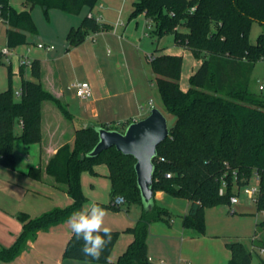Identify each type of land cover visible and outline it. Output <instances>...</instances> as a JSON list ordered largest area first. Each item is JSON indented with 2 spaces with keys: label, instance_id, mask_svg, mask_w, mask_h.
Listing matches in <instances>:
<instances>
[{
  "label": "trees",
  "instance_id": "obj_1",
  "mask_svg": "<svg viewBox=\"0 0 264 264\" xmlns=\"http://www.w3.org/2000/svg\"><path fill=\"white\" fill-rule=\"evenodd\" d=\"M99 2L27 0L26 4L30 9L41 6L47 14L54 8L78 15L84 9L92 13ZM141 15L153 23V36L160 39L173 33L175 45L191 49L201 62L190 77L189 89L183 91L180 87L182 56L164 53L159 48L151 55L156 86L166 114L175 119L153 161L154 193L166 192L187 199L189 210L183 218V226L204 233L206 209L230 205L231 197L238 195L241 188L258 175L260 190L255 205L258 212H264V100L250 91L253 68L257 61L264 60V30L256 44L249 39L253 23L264 28V0H137L130 19ZM0 21L7 25L9 49L31 44L30 36L37 34L31 10L26 7L17 10L10 0H0ZM182 27L187 31H181ZM109 29L110 25L88 15L79 27L71 28L67 40L70 46H78L91 34ZM3 57L0 49V60ZM30 70L32 78L26 79L24 66L20 67L22 82L16 92L10 67L9 86L0 92V165L6 168L15 167V140L21 139L28 145L42 141L44 101L54 102L65 116H70L67 109L44 90L40 61L33 60ZM18 125L22 127L20 134L15 132ZM101 127L111 129L107 125ZM98 142L96 126L76 128L74 145H64L57 151L47 164L46 172L56 186L68 194L72 204L36 218L24 213L17 215L23 223V231L12 246L0 249V261H14L40 232L66 223L73 212L79 211L86 202L82 174L98 175L95 168L105 164L109 171L111 204L100 205L118 211L121 206L115 207L112 202L122 197L123 205L142 207L136 225L126 230L132 241L115 264H153L148 255L150 225L170 216L155 204L152 210L144 209L134 157L124 155L115 147L98 156H89ZM29 175L40 179L41 170L31 169ZM223 180L227 182L225 194L220 193ZM257 226L264 228V222ZM118 239L119 232L112 231L111 242L100 259L91 260L81 252L83 241L76 240L72 234L64 258L108 263ZM228 248L232 253L229 264H251L252 252L243 243H231Z\"/></svg>",
  "mask_w": 264,
  "mask_h": 264
},
{
  "label": "crops",
  "instance_id": "obj_2",
  "mask_svg": "<svg viewBox=\"0 0 264 264\" xmlns=\"http://www.w3.org/2000/svg\"><path fill=\"white\" fill-rule=\"evenodd\" d=\"M103 1L100 8L104 9L98 10L96 13L94 12L96 7L92 13L87 9L82 10V13L88 11L87 16L93 15L100 22L111 26L109 30L90 35L97 36V39L93 38L92 41H88L89 36L82 44L72 47L67 39L59 37L56 41L58 43L57 50L54 45L48 44V42H51L50 39L42 38L44 39L43 41L47 42H39L38 44L51 45L55 49L40 51L44 49H39L37 47L38 44L33 50L28 48L31 57L41 63V82L44 90L57 99L67 109L70 116H65L54 102L44 101L42 104V141L28 145L21 139L15 140V167L12 169L0 165V249L12 246L22 233L23 223L17 218V215L24 213L31 218H36L55 208H66L72 204V199L68 194L56 186L54 179L47 174L46 166L62 146L74 145L77 127L107 125L112 128V125H118L120 126L119 128L123 129L128 123L138 122L151 113L149 107L153 106L148 103L152 101V93L146 82H136L129 70L127 71L126 79L122 75L120 77L114 75L111 76V80H108L105 78L104 71L98 62V52L101 44L109 43L113 37L117 36L120 28L123 29V40L132 39L133 41L136 36L140 39L138 30L139 19L145 16L141 15L132 20L129 17L128 22L125 24L122 9L118 13L117 20H115V28L113 22L112 24L108 23L113 20H110L107 11L113 8V0ZM114 8L117 12L116 6ZM133 21H136V26L131 25ZM72 28L77 27L73 24ZM61 41L62 44L60 43ZM66 44L69 46L67 45L68 47L64 51ZM120 48L122 49L120 54L123 55V46ZM77 62L83 68L85 76L83 80L70 81L68 79L69 71L71 73V70L74 67L76 68ZM25 78H32L31 70L30 73L25 71ZM83 81L88 82L92 89V95L87 100H81L77 97L74 86L76 83ZM21 82L22 79L19 87L16 88V92L20 90ZM77 100L78 103H76ZM21 129V125H18L15 129L16 134H20ZM31 169L41 170L40 179L32 178L29 175ZM96 172L98 173L97 176H99L100 173L97 170ZM108 174L109 171L107 169V174L105 175L107 178ZM83 176L82 174L81 181H83ZM161 194L162 192H158L156 197L161 196ZM100 204L108 205L105 203ZM188 210L189 203L187 213ZM210 210L212 208L206 209L205 215ZM167 222L173 223V227L181 233L184 241L191 243L189 255L185 256V258L191 259V262L184 260L183 249L177 252L176 244L178 240L176 237L165 234L156 235L150 240L149 238L147 239L148 255L152 263L199 264L198 260H194V240L198 238L197 236L207 235L208 224L206 225V233L201 234L196 229L185 228L178 224L176 220H171V218ZM172 225L170 230L173 228ZM71 236L72 233L67 222L51 227L47 231L40 232L17 259L10 263L0 261V264H89L87 261L64 258V251ZM217 237L221 238V236ZM221 239L222 241L219 239V247L225 250L231 243H227L224 237ZM131 241L132 236L129 234V240L124 248L120 249H117V242L108 263L105 264H115ZM226 250L229 252L230 249ZM226 258V261L225 259L219 262L214 261V264H229L230 253L226 255ZM91 264L104 263L91 262Z\"/></svg>",
  "mask_w": 264,
  "mask_h": 264
},
{
  "label": "rangeland",
  "instance_id": "obj_3",
  "mask_svg": "<svg viewBox=\"0 0 264 264\" xmlns=\"http://www.w3.org/2000/svg\"><path fill=\"white\" fill-rule=\"evenodd\" d=\"M26 1L27 0H10L11 5L17 10H23L25 7L31 10L33 21L37 28V34L35 36H30L31 44L19 46L14 50L11 49L13 52L12 55L8 57L4 56L0 60V92L6 90L9 86L10 67L13 74V88L16 91V88L19 87L21 80L19 75V69L21 67L20 56L28 55L30 60H34L30 53L27 52L28 48L33 50L36 48V44L39 42H47L43 41L44 39H42L46 38L51 40V42H48V44L54 45L58 50V43H56L57 39L60 37L66 40L73 24L78 27L88 13V11H84L78 15H71L53 8L50 9L47 14L45 9L41 6H36L33 9H30V7L26 4ZM102 1L103 0H101L96 6L94 10L95 13L98 10L104 9L100 8ZM136 1L137 0H113L112 5L113 8L116 6L117 12L114 10L115 8L107 10L110 20H113L108 23L112 24L113 22V26H115V20L118 18V13L123 9V18L126 24L129 20L130 14L134 9V3ZM133 22L131 25L136 26V21ZM153 26V23L145 17L140 18L138 26L140 39L138 36H136L133 41L132 39H128V41L123 40V29L120 28L117 36L113 37L109 43L105 45L101 44L100 50L98 52V62L104 71L105 78L108 80H111V76L114 75L119 77L122 75L126 79L127 71L129 70L131 76L136 82H146L149 86L150 92L152 93V101H149L148 103L150 106H153L149 107L150 110H160L166 116L168 127L170 129L174 125L175 119L166 114L163 99L156 86V75L152 69L150 56L157 48L167 54L182 56L183 67L180 78V87L183 91H187L189 89L190 77L199 68L201 62L191 49H186L175 45V36L173 33H167L160 39L153 36ZM180 30L187 31L184 27H182ZM263 30V26H261L259 23L255 22L252 24L249 33V39L252 44H256L257 38L263 32ZM6 32L7 25L0 21L1 50L7 47ZM93 38L97 39V36H90L87 40L92 41ZM60 43L62 44V41ZM67 45L68 44H66L64 47V51L69 46ZM122 46L124 52L123 55L120 54V52H122L120 47ZM40 51L46 50L44 49ZM76 64V68L74 67L71 70V73L69 71L68 79L70 81H80L83 80L85 76L83 68L81 65H79V62ZM24 69L27 73H30L29 66H25ZM260 86L263 87V90H260ZM250 91L258 98L264 100V60L257 61L253 68L251 73ZM78 100L76 103H78ZM119 127L120 126L118 125H112L111 129L122 131V128ZM95 169L100 173L99 176L93 175L90 172L83 173L84 178L82 181V186L86 195V202L80 210L87 208L91 203L99 202L97 203L99 205L100 203H105L108 205L111 204L110 181L105 176L107 174L108 168L105 164H100ZM251 184H254L253 180ZM188 203L189 201L187 199L175 197L172 194L166 192H162L161 196L155 198V205L166 210L170 216L169 218H171V220H176L177 223L182 226L183 218L187 214ZM104 209L107 212L105 218L106 226L119 232L117 249L124 248L126 242L129 240V234L126 232V230L130 226H135L137 221L140 219L142 207L139 205H122L118 211H113L108 208ZM234 211L236 213H233ZM169 218L164 217L163 220H157L151 223L148 238L150 240L156 235L159 236L165 234L167 236H175L178 240L176 244L177 252H180L183 249V255L185 258L186 255H189L191 243L184 241V237H182L180 232L176 231V228L173 227L174 225H172L173 223L170 224L167 222ZM205 222L206 225L208 224L209 226L207 235L197 236L198 238L194 240V260H198L199 264H214V261L219 262L224 259L226 261V255L229 253L232 255L230 250L229 252L226 250L228 249L227 247L225 250L224 248L219 247L218 243H220V240L222 241V237L226 238L225 240L227 243H243L246 249L252 252L251 264H264V250L262 251V248L264 249V228L257 226L258 223L264 222V213L257 211L255 202L248 199L243 193V190L240 193L239 204L233 206L228 205L220 208H212V210H210L205 215ZM171 225L173 227L172 230H170ZM205 233L206 230L201 234ZM217 236H221V238ZM223 246L225 247L224 244ZM184 260L191 262V259L189 258H185Z\"/></svg>",
  "mask_w": 264,
  "mask_h": 264
},
{
  "label": "water",
  "instance_id": "obj_4",
  "mask_svg": "<svg viewBox=\"0 0 264 264\" xmlns=\"http://www.w3.org/2000/svg\"><path fill=\"white\" fill-rule=\"evenodd\" d=\"M99 142L89 154L98 156L103 151L115 147L119 152L136 159L135 171L145 210H152L155 204L153 177L154 159L157 148L169 136L170 129L166 116L158 109H153L146 118L132 122L121 132L96 126Z\"/></svg>",
  "mask_w": 264,
  "mask_h": 264
},
{
  "label": "clouds",
  "instance_id": "obj_5",
  "mask_svg": "<svg viewBox=\"0 0 264 264\" xmlns=\"http://www.w3.org/2000/svg\"><path fill=\"white\" fill-rule=\"evenodd\" d=\"M106 215L101 205L91 203L87 208L73 212L67 220L76 240L83 241L81 252L91 260H99L111 242L112 229L105 224Z\"/></svg>",
  "mask_w": 264,
  "mask_h": 264
},
{
  "label": "built area",
  "instance_id": "obj_6",
  "mask_svg": "<svg viewBox=\"0 0 264 264\" xmlns=\"http://www.w3.org/2000/svg\"><path fill=\"white\" fill-rule=\"evenodd\" d=\"M90 16H92V15H90ZM37 47L39 49H45L47 51H51V50L54 49L53 46H51V45H44V44H38ZM27 52L29 53V49H28ZM2 53H3L4 56L8 57V56H11L13 52L8 47H5V48L2 49ZM150 59H151V56H150ZM32 61L33 60H30V58H29L28 55H26V56H20V65L21 66H24V67L25 66H29L31 68ZM74 86H75V89H76V95L81 100H87V99H89L91 97V95H92V89H91V86H90V84L88 82H85V81L79 82V83H76ZM260 90H263V87L262 86H260ZM150 104H151V102H150ZM168 176H170V175H168ZM253 181H254V184H251L250 183L249 185L241 188V190H240V192H239L238 195L231 197V199H230V206L237 205V204L240 203V193H241L242 190H243V193L245 194V196L248 199L256 202L257 196H258L259 190H260L259 189V182H260L259 176L258 175H255L253 177ZM226 187H227V182L225 180H223L222 187L220 189V193L221 194H225ZM124 203H125V200L122 197H117L112 202V204L115 207L122 206ZM263 250L264 249H262V251Z\"/></svg>",
  "mask_w": 264,
  "mask_h": 264
}]
</instances>
